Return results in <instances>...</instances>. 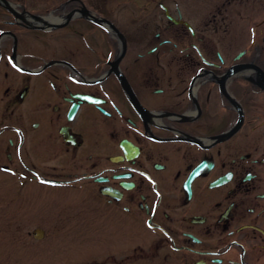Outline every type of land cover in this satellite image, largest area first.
Wrapping results in <instances>:
<instances>
[{
  "label": "flooded vegetation",
  "instance_id": "obj_1",
  "mask_svg": "<svg viewBox=\"0 0 264 264\" xmlns=\"http://www.w3.org/2000/svg\"><path fill=\"white\" fill-rule=\"evenodd\" d=\"M8 1L0 174L175 264H264V0L159 2L156 31H55L83 0L47 28Z\"/></svg>",
  "mask_w": 264,
  "mask_h": 264
},
{
  "label": "rangeland",
  "instance_id": "obj_2",
  "mask_svg": "<svg viewBox=\"0 0 264 264\" xmlns=\"http://www.w3.org/2000/svg\"><path fill=\"white\" fill-rule=\"evenodd\" d=\"M32 11L42 13L62 0H16ZM200 2V0H197ZM95 14L105 16L121 31H156L165 27L166 18L159 2L173 9L176 3L188 11L193 0H83ZM191 11V10H189ZM105 31L97 24L78 20L55 31ZM0 264H175L164 259L154 244L119 243L108 236L106 226L98 227L87 219L86 209L75 215L58 212L57 206L47 202L35 191L34 182L24 178L0 174ZM85 214V215H84ZM56 216V217H55ZM70 217L76 225L60 227L54 222ZM51 221V222H49ZM87 221V220H86ZM21 222V224H20ZM85 223V225H83ZM54 224V226L52 225ZM36 225L44 229V237L32 235ZM90 225V226H89ZM71 226V227H70Z\"/></svg>",
  "mask_w": 264,
  "mask_h": 264
},
{
  "label": "water",
  "instance_id": "obj_3",
  "mask_svg": "<svg viewBox=\"0 0 264 264\" xmlns=\"http://www.w3.org/2000/svg\"><path fill=\"white\" fill-rule=\"evenodd\" d=\"M4 3L6 5L7 8H9L10 10L13 11V9L10 7L9 3L4 0ZM79 11L86 17V18H89L91 19L92 21H95L97 23H105L107 24L113 31H120L111 21H109L108 19H106L105 17H102V16H98V15H95L93 13H91L85 6L81 7L79 9ZM15 13V11H13ZM17 14V13H16ZM70 15V14H69ZM37 18H40V16H35ZM57 25H61V23L57 24ZM42 229L40 228H36L33 230V235L34 237H41L42 236Z\"/></svg>",
  "mask_w": 264,
  "mask_h": 264
}]
</instances>
